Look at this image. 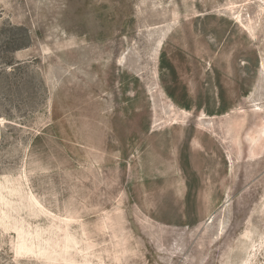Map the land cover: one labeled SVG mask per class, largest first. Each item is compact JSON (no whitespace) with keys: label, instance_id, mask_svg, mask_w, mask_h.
Segmentation results:
<instances>
[{"label":"rangeland","instance_id":"1","mask_svg":"<svg viewBox=\"0 0 264 264\" xmlns=\"http://www.w3.org/2000/svg\"><path fill=\"white\" fill-rule=\"evenodd\" d=\"M0 264H264V0H0Z\"/></svg>","mask_w":264,"mask_h":264}]
</instances>
